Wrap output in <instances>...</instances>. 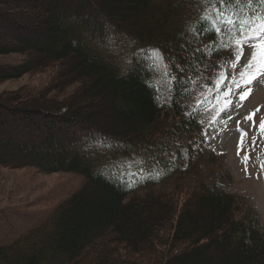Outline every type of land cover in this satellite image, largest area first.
Returning <instances> with one entry per match:
<instances>
[{
	"label": "trees",
	"instance_id": "1",
	"mask_svg": "<svg viewBox=\"0 0 264 264\" xmlns=\"http://www.w3.org/2000/svg\"><path fill=\"white\" fill-rule=\"evenodd\" d=\"M30 1L45 40L25 38L28 27L0 13L25 43L0 46L25 55L0 67V80L55 69L39 93H0V166L83 182L0 244V264H264L258 210L227 189L232 173L202 147L213 129L185 105L205 65L227 49L210 11L220 0ZM85 102L92 106L79 110ZM14 110L22 115L5 116Z\"/></svg>",
	"mask_w": 264,
	"mask_h": 264
},
{
	"label": "rangeland",
	"instance_id": "2",
	"mask_svg": "<svg viewBox=\"0 0 264 264\" xmlns=\"http://www.w3.org/2000/svg\"><path fill=\"white\" fill-rule=\"evenodd\" d=\"M93 1L98 4L102 0ZM29 2L31 1L0 0L2 4L0 13L9 12L13 14L11 16L15 21L28 27L27 32L23 29L19 31L25 38L32 42L44 41L43 36L46 33L44 19L39 18L31 9H27L25 3ZM5 25L18 32L11 22H5ZM9 28L0 25V46L13 45L23 48L24 41L13 38ZM252 51L250 47L243 48V58L235 71L229 67L235 59L232 48L227 47L221 55L210 60L204 67L202 78L190 89V93L185 98V105L201 111L203 128L213 129V133L202 147L217 153L222 167L226 166L232 173V182L228 184L227 189L251 201L258 210L261 222L264 223V172H261L258 161V157L264 158V138L258 135L259 125L264 120V77L251 85V95L243 101L240 100L243 89L237 91L233 88L231 96L224 95L231 84V77L239 76L241 69L247 65ZM24 57L25 55L19 52L0 54V67L19 64ZM54 69L55 67H49L40 71H31L16 79L0 80V93L21 87L32 91V95L39 93L50 83ZM221 72L228 79L223 82V87L217 89L215 80ZM86 103V106L81 104L79 110H87L92 106ZM226 105H228L227 109L224 110ZM43 107H45L43 109L51 108L45 104ZM257 109L260 111L252 120L245 119ZM39 114L42 115V112ZM21 115V112L14 110L12 113L7 112L5 116L16 118ZM16 125V129L24 134L39 133L37 129L27 124L21 122L19 124L17 121ZM242 133L247 134L243 144ZM244 157L249 158L247 166L243 162ZM82 182L83 178L72 172L43 173L34 167L0 166V244L10 242L44 220L54 207L79 188Z\"/></svg>",
	"mask_w": 264,
	"mask_h": 264
},
{
	"label": "snow or ice",
	"instance_id": "3",
	"mask_svg": "<svg viewBox=\"0 0 264 264\" xmlns=\"http://www.w3.org/2000/svg\"><path fill=\"white\" fill-rule=\"evenodd\" d=\"M222 7L220 9H212L210 11L217 12L216 16V28L213 31L224 32V36L221 37L220 45L221 48L228 47L234 49V62L229 67L235 71L240 64V60L243 58V48H252V55L240 73L239 76L231 77V84L228 86V91L224 94L231 96L232 89L235 88L237 91L243 89V93L240 95V100H245L251 95V85L264 77V0H220ZM226 5L225 9L223 6ZM243 5V7H236L233 10V6ZM255 5V6H254ZM245 9L251 10V14ZM205 20L208 16L204 17ZM159 61L160 57L158 54H153ZM228 77L223 73L218 74V78L215 80L217 89L223 87V82ZM225 106V109H227ZM252 113L246 117L247 120H252L257 112ZM255 127V125H253ZM258 135L264 138V120L259 125ZM247 136L246 133H242L243 144L244 138ZM255 143V140H254ZM260 161L261 172H264V158L258 157ZM243 162L247 166L249 158L244 157ZM247 172V167L245 168Z\"/></svg>",
	"mask_w": 264,
	"mask_h": 264
},
{
	"label": "bare ground",
	"instance_id": "4",
	"mask_svg": "<svg viewBox=\"0 0 264 264\" xmlns=\"http://www.w3.org/2000/svg\"><path fill=\"white\" fill-rule=\"evenodd\" d=\"M190 131V130H189Z\"/></svg>",
	"mask_w": 264,
	"mask_h": 264
}]
</instances>
